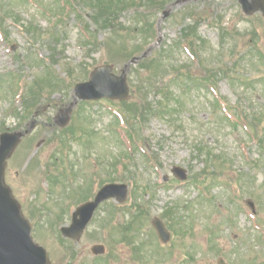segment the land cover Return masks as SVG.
Listing matches in <instances>:
<instances>
[{"label": "rangeland", "instance_id": "obj_1", "mask_svg": "<svg viewBox=\"0 0 264 264\" xmlns=\"http://www.w3.org/2000/svg\"><path fill=\"white\" fill-rule=\"evenodd\" d=\"M184 1L186 2L169 6L170 15L162 22L161 11L154 15L156 36L153 41L161 37V42L157 46L153 42L150 44L154 48L153 52H158L164 45L178 39L182 27L186 22H190L184 17L185 9L194 8L197 12L194 20L200 21L202 14L205 15L206 21L199 24V34L208 41V46L209 44L212 46H209L211 51L207 58L232 66L238 63L239 72L236 73L253 80L259 78L260 72L256 67L247 59L240 60V57L249 53V45L253 43L264 50V17L257 13L247 19L241 13L237 0ZM83 2L77 0L74 9L61 23L57 19L61 13L56 9L57 0H0V19L3 18L10 42L7 45L5 40H0V126H4L5 130H12L19 124H23L24 127L35 111V109L32 112L26 111L25 103L19 104V101L15 100L17 98L15 93L19 91L20 94L27 87L29 89L36 81L42 82L41 96L39 95L37 100L46 103L43 106L51 105L38 119L50 122L60 108L73 100L71 83L86 80L89 76L88 69L92 70L109 60L108 50L100 48L107 40L106 30L97 32L96 27L92 25L91 29L94 30L90 32L92 44L88 37L89 32L82 31L79 25V22L84 25L90 21V8ZM2 9L9 11L13 16L7 17L6 24L4 17L8 15H1ZM217 16L222 17L224 25L239 28L237 38L227 39L223 49L218 46L219 30L208 26L209 22H217ZM133 18L132 12L122 16L127 25ZM31 21L38 25L39 30L34 33H29L25 29ZM247 28L256 31L257 36L247 35ZM13 45H16L14 51ZM194 52L201 58L200 52L196 50ZM196 55L183 44L182 49L173 52V60L179 63L188 61L187 65L191 70L197 73L204 72ZM51 56L55 66L44 63V60ZM84 64H87V68L82 67ZM121 68L123 62L115 65L116 72ZM132 73L133 71L129 73V78ZM51 77L58 82L55 83L54 80V85H51ZM28 93L29 91L25 98ZM216 94L222 96L224 105L229 103L233 111L238 107L240 110L250 112L264 106L262 85L256 84L255 87L248 88L232 82L230 78L222 77L213 94L204 90L194 91L190 96L183 98V105L172 107L169 112H173V115L153 113L148 116L145 122L141 123L139 131L141 149L147 151L150 157L135 152V158L128 160L130 167L126 173L128 181L130 179L135 181L133 178L138 181L137 196L148 210V218L136 238V244L140 249H134L132 245H117L116 241L111 239L109 229L106 228L110 222H105L107 217L105 205L97 211L88 232L79 243H73L77 252L73 264H136L135 257L154 253L151 242L155 246L157 244L161 250L159 255H162L157 260L159 264H217L219 257L225 258L230 264H264V159L244 123L236 128L227 121L223 122L220 117L222 114L215 115L212 105ZM148 100L154 106L158 96L151 93ZM78 106L79 104L74 108L71 124H74L75 128L83 125L85 122L83 115H86V123L89 124V128L95 129L97 138L92 139L94 150L90 144H85L83 149L77 144L74 146L73 152L76 155L87 157V160L81 158L75 168L79 170L75 172L81 174L77 180L83 182L82 179L90 174L87 178L89 184H100L97 177L92 179V175L97 173L98 161L95 162L97 156L100 155L98 157L102 162L106 160V165H110L112 159L119 156L123 150L109 138V128L115 123L112 114L116 113L120 106L106 99ZM224 113L229 114L227 111ZM53 131L45 127L44 123L40 124L33 136L21 143L8 164L7 182L23 208H26L27 215L31 210H45V207L55 210L56 204L63 201L65 206L72 210L74 203L80 198H71L68 193L63 192L62 195L57 194L51 199L46 192L48 187L46 182L39 176V164L48 160L57 147L56 144H49ZM41 140H45V144L37 149V143ZM199 143L209 149L214 157L218 155L225 157L228 160L226 166L222 167L219 160L208 163L205 156L199 155L195 149ZM91 150L93 155L90 154ZM36 153L40 159L38 161L37 158L31 164V158ZM147 160H150V163H147ZM175 165L187 168L190 176L201 173L205 168L208 174L221 172V175L218 183L206 189L211 182L210 179L205 185H195L190 179L187 182L175 179L171 172ZM164 176H169V180L164 182ZM203 180L204 177L200 179ZM61 182L63 178L54 183ZM68 184L70 182L65 183ZM143 187H147L146 191L142 189ZM248 199L255 204V214L246 204ZM174 203L192 206L190 213L194 217L192 221L194 229L179 233V237L173 233L171 242L168 245H161L151 226V219L155 216L160 217L162 211ZM50 217L52 216L47 212L46 218L42 221L45 223ZM126 218L122 211H117L113 216V220L116 221H125ZM69 222L70 216L66 220V223ZM61 223L63 221L58 222ZM58 236L56 230L50 226L36 227L33 230L34 239L48 250L53 263L70 264L65 249L67 246L60 242ZM98 240L105 241L109 250L108 255L96 257L101 259L95 262L89 247ZM142 242L146 245H142ZM167 252L169 253L166 254Z\"/></svg>", "mask_w": 264, "mask_h": 264}, {"label": "water", "instance_id": "obj_2", "mask_svg": "<svg viewBox=\"0 0 264 264\" xmlns=\"http://www.w3.org/2000/svg\"><path fill=\"white\" fill-rule=\"evenodd\" d=\"M244 7L249 11L264 10V0H242ZM76 96L80 99H99L102 97L118 98L125 100L129 97V88L125 75L116 76L112 73L111 66L98 67L87 83L78 84L75 88ZM77 100V99H76ZM67 109L62 125L69 121L72 107ZM33 128V126H31ZM26 132L5 133L0 144V264H50L46 251L35 244L31 238L32 227L23 217L18 201L13 197L11 189L5 182L7 158H9L18 145L21 137ZM174 173L186 179L185 171L179 167L174 168ZM112 196L123 202L127 196L126 185H106L97 195L96 200L81 206L74 216L71 227L63 228L66 236L78 238L91 219L97 205ZM154 225L159 233L166 235L164 225L159 220H154ZM97 253L103 252L102 246H95Z\"/></svg>", "mask_w": 264, "mask_h": 264}, {"label": "trees", "instance_id": "obj_3", "mask_svg": "<svg viewBox=\"0 0 264 264\" xmlns=\"http://www.w3.org/2000/svg\"><path fill=\"white\" fill-rule=\"evenodd\" d=\"M93 1V6L94 8L97 10L98 9V14L102 15L104 10H111L113 8V6H115L117 9H124L127 5V3L124 0H117L116 3H114V0H91ZM110 18H106L105 21L107 22V25L109 24H113L112 19ZM114 20V19H113ZM137 26V30L135 31L136 34H140L142 33V28L140 27L139 23L136 24ZM121 33V29L120 28H116L113 30V33H111V35H113L111 38H109V40L111 42H115V38L116 35L115 34H120ZM119 53H124L125 56H131L133 55L135 52L130 53L127 50H123L120 49L118 50ZM255 51V54H254ZM250 62L251 63H257L259 62L261 65H264V56L262 55L261 51H259V49L254 45L253 46V52H252V56L250 57ZM158 61L160 62V64H158ZM257 61V62H256ZM154 68V70H152V68ZM161 69L163 70L165 68V66L162 63V60L159 59L158 57L156 58H149V59H144L140 65H139V69L137 70V75H138V81L133 84V87L135 88V93L141 90H144L146 88H154L158 93H161L163 90L162 86H158L156 83L152 82V74L157 73L158 70ZM169 72H171L172 74H176V76L173 78V80L176 82L179 78L181 80L185 79L186 81V86L189 87H185L184 92L187 93L189 92L190 88L194 89V88H198L201 89L202 87L207 88V86L209 84H215L217 83V77L218 75H227L228 71L233 70V68H229L226 67L224 69L220 70H216L214 71L213 68L207 69L206 71V75L204 76H197V75H193L191 74L189 71H184V68L181 66H173L171 65L169 68H167ZM140 70H143L144 73H142ZM261 81H264V76H262ZM166 89L168 90V94H166L165 96L167 98L172 97V99L174 98V100L177 101V104H181V101L178 100V97H175V94H173L169 87L166 86ZM217 101V104H219V101ZM123 108L122 111L126 112L129 116V118L133 121H136L137 118L139 117V115H137V112H141V116H144L145 113H147V109L143 106H140L138 103L136 102H124L122 103ZM174 106V105H173ZM171 107V105L169 106ZM245 116L247 118H249L253 123H257L258 125L261 124L262 120H264V108L260 109L258 112H253L250 114H245ZM133 124V123H132ZM63 143L62 146L65 147L66 146V138H63ZM260 143L262 146H264V139H260ZM137 199L135 198V205L137 208V215L134 216V219H139L142 220V216L145 213V209L142 208L141 204L136 203ZM179 206L176 205L175 209H178ZM174 208H170L166 213H164V217H169L170 220L172 221H176L178 223H180V221H183V217L180 216H175L172 213V210ZM143 219H145V217L143 216Z\"/></svg>", "mask_w": 264, "mask_h": 264}]
</instances>
